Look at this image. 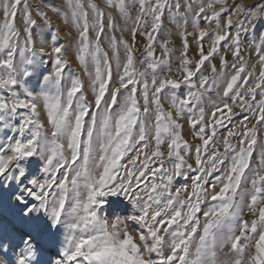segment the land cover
Segmentation results:
<instances>
[{"label": "snow or ice", "instance_id": "snow-or-ice-1", "mask_svg": "<svg viewBox=\"0 0 264 264\" xmlns=\"http://www.w3.org/2000/svg\"><path fill=\"white\" fill-rule=\"evenodd\" d=\"M106 2L108 7L118 9L125 19H131L126 0ZM220 3L223 0H208L195 13L196 16L203 14V19L210 23L215 22L217 31L210 34L199 30L198 41L201 43H198V59L194 64L187 58L189 34L186 30L181 33L183 77L180 81L157 79V69L167 61L154 58V44L162 29L164 10L171 7L179 10L180 5H170L169 0H138L139 14L133 21L131 36L133 42L137 32L147 38V55L141 63L151 70L149 82L146 71H137L133 48L124 40L119 41L126 53V60L121 63L115 36L110 41L117 74L114 80L112 60L102 51L100 43L105 32V13L95 3L89 2L85 6L81 0H68L71 22L78 29L75 58L91 79L93 100L89 102L79 77L70 78L66 91L61 88L69 66L63 44L51 49L49 55L54 56V68L51 75H43L41 91L34 93L28 89L25 80L38 71L45 52L43 48L37 51L34 44L33 29L38 27L30 10L34 6H30L28 0H0V11L3 12V22L0 23V92L8 94L0 95V126L16 134L9 138L7 151L0 150V264H222L216 258L215 247L220 230L225 226L231 227L224 243L228 244L235 258L223 264H245V242L249 240L254 241L255 254L248 257L247 264H264V175L257 173L256 178L251 179L250 193L242 187L258 143L256 126L264 127V49H256L262 69L256 83L248 86L252 73L246 72L243 63L234 62L231 65L234 74L223 92V97L231 100L233 105L251 113V117L245 115L241 122L240 146H231L228 137H236L237 133L229 130L223 141L224 152L213 148L209 154L210 145L215 144L217 126L224 127L225 117L231 121L233 116L229 103L213 102L209 117L206 118L202 107L198 116L189 117L191 130L202 142L192 146L195 166L186 163L182 154L188 153L190 148L182 138L179 121L186 110L202 99L200 89L208 90L207 77L201 75L198 86L194 77L201 72L205 62L218 53L217 46L226 40L231 42L229 50L236 60H242L240 32L247 30L245 22L251 25L264 16V0L253 9L234 5V11L246 15L244 20L238 21L235 36H231L220 30L221 13L228 11L214 7ZM206 8L212 11L206 12ZM88 10L92 14L91 21ZM188 10L192 11L191 4ZM35 11L50 27L47 15L38 7ZM18 15L21 16L23 45L20 44L21 32L16 26ZM148 17H151L150 24ZM68 22L66 15L65 23ZM232 25L229 16L227 27ZM193 26L198 28L195 20ZM108 27L114 29L111 17ZM149 27L150 31L147 30ZM90 31L95 32L94 39H90ZM205 37L212 41L206 53L202 43ZM161 47L164 56H168L166 44ZM89 64L94 67V72L89 71ZM190 64L193 67L189 68ZM220 64L222 69L228 67L223 57ZM212 72L217 73L215 65H212ZM242 74L245 75L242 77ZM181 83L188 88L183 97L175 91L181 88ZM168 93H171L170 98ZM165 99L169 100L174 113L164 111L162 101ZM74 100L79 101L75 106ZM38 101L43 102L47 113L50 138L39 120ZM18 109H26L29 114L20 122L11 123L21 115ZM150 113L154 115L152 127L147 123ZM86 117H89L87 128ZM250 118L255 120L252 127L245 123ZM150 139L155 141L151 152L147 151ZM165 144L166 154L161 150ZM66 149L70 153L67 157ZM133 150L135 156L126 164L122 163ZM33 157L42 160L39 169L42 176L30 175L27 164ZM229 159L226 170L210 182L208 177L220 171L217 166L224 165ZM154 161L156 167L151 166ZM260 161L264 165V151ZM185 168L196 173L191 191L187 186L173 190L174 178L183 176ZM61 169L72 172L70 183L78 193L70 211L65 208L69 175L66 171L58 180ZM81 178L83 195L79 194ZM120 194H124L137 210V214L129 219L144 230L138 236L139 242L126 227H121L123 221L119 218L109 224L98 214V208L104 204L103 198ZM202 204L206 205L203 225L197 216ZM245 208L255 218L237 225ZM69 214L74 216L71 236L65 239L56 258L49 256L45 260V245L52 244V237L62 224V216ZM168 229H173L170 254L161 255L158 260L151 259L152 253L159 255L164 243L161 231L167 232ZM198 232L202 234L198 236L193 253L190 246Z\"/></svg>", "mask_w": 264, "mask_h": 264}, {"label": "rangeland", "instance_id": "rangeland-1", "mask_svg": "<svg viewBox=\"0 0 264 264\" xmlns=\"http://www.w3.org/2000/svg\"><path fill=\"white\" fill-rule=\"evenodd\" d=\"M30 6V10L32 11L33 18L38 21V27L33 29V38L34 44L37 51L40 48L45 50L44 55L42 57L43 61L37 72L33 73L31 77H28L25 80V84L29 90L34 93H39L41 89L44 87L43 83V75H51L53 72L54 64V56L49 55L51 53V49L54 46H59L63 44L66 49L65 59L68 61L69 66L66 68L64 73V79L61 82V88L66 91L70 78L79 77L81 79L82 84L84 85V92L87 101L91 102L93 100V94L91 89V79L89 76L83 71L82 67L79 65V61L75 58L77 54V40H78V29L71 22L70 18V10L68 8V0H28ZM95 3L97 7L105 13L104 16V24H105V32L101 37V48L103 52H106L109 58L112 60L113 66V77L116 79V71H115V59L113 58V50L111 47V37L115 36L117 39V48L119 50V58L121 63H124L126 60V53L122 44L119 43L120 40L126 41L133 48L134 60L136 61L135 67L137 71H146L148 73L149 82L151 81V70L147 69V65L145 63H141L146 59V45L147 38L137 32V36L135 41L133 42L131 36V29L134 27V19L139 14L138 0H126L128 4V13L131 19H125L121 16L120 12L116 8L108 7L106 0H81V3L85 4V6L89 3ZM208 0H169L170 5L179 4L180 8L177 10L175 7L165 8L164 14L162 16V29L160 34L157 36L156 42L154 44V53L155 59L158 60H166L167 64H162L157 69V79H175L182 81L183 77V66L181 64L182 52H183V43H182V35L181 33L186 30L189 34L187 36L189 48L187 51V58L194 62L198 59V34L199 30H206L210 34L217 31V26L215 22H208L203 19V14L200 16H196L195 13L198 12L199 7L202 4H206ZM262 0H223V3L215 4L214 7L216 9L226 8L228 11L222 12L220 21H221V31L223 33H227L231 36H235L236 30L239 27L238 21L244 20V16L246 13L236 12L233 9L234 5H239L242 9H253L254 6L259 5ZM191 4L192 11L188 10V5ZM46 5H52L53 7L49 8ZM40 8L43 11L49 21L50 27L44 23L43 19L39 17L35 11V8ZM87 10V9H86ZM89 11V20L92 19L91 11ZM206 12H211L210 9H205ZM69 17V22L65 23V16ZM231 17L233 21V25L231 28L227 27V19ZM109 17H111L112 22L114 23V29H110L108 27ZM149 24L151 23V17L147 18ZM196 21L198 24V28L193 26V21ZM3 22V12L0 11V23ZM16 26L18 31L21 32L20 35V44L23 45L24 34L21 29V16L18 15L16 19ZM246 31L242 30L240 32V43H241V57L242 60H236L233 56L231 50H229L230 41H224L218 47V53L210 58L209 61L205 62V65L201 68V72L194 77V80L199 85V77L202 75L208 78V84L206 85L207 91L200 89L203 92V97L199 101L198 104H195L190 107V109L186 110L185 115L179 121L182 125L181 127V135L182 138L187 141L189 144L190 151L188 153H182L185 155V161L188 164L194 165L195 159V151L192 146L202 144L201 141L195 136V133L191 130V126L189 123V117H196L199 115V108L204 109V113L206 118L211 115L213 102L219 104L223 102L229 103L230 107L233 108V116L231 121L225 117V126L220 127L217 126V136L214 138L215 144L214 146L210 145L209 154L213 150V148L218 149L220 153L224 152L223 141L225 137H227V132L229 130L235 131L237 133L236 137H228L231 142V146L233 148H238L240 133L243 131L241 127V122L243 121V117L245 115H249L251 117V113L246 110H242L240 107L233 105L231 100H228L223 97V92L226 90L227 83L230 81V77L234 74V69L231 65L235 62L237 64L243 63L246 68V72L252 73V79L249 81L248 86H252L256 83V78L258 77L259 72L262 70L260 62L257 57L256 49L262 48L264 49V16L259 17L257 20L253 21L251 25H248L245 22ZM143 30V29H142ZM150 31V27L147 29ZM95 38V32L90 31V39ZM205 53L209 50L210 44L212 43L208 37H205V40L202 42ZM162 44H166L169 55L164 56ZM221 57L227 60L228 67L221 68ZM17 61H19V55H17ZM193 64L188 65L189 68L193 67ZM212 65H215L217 68V73L212 72ZM89 71L94 72V67L89 64ZM220 73H223L221 75ZM245 74H242V77ZM114 86V85H113ZM18 91L21 89L17 88ZM243 91V89H240ZM178 96L183 97L188 88L186 85L181 83V88L175 90ZM167 92V90H166ZM259 93V89L257 90ZM0 95L8 96L7 93L0 92ZM79 95V94H78ZM171 93H168L170 98ZM231 95V94H230ZM260 99V96L257 95V100ZM142 102V98H140ZM79 101L74 100V106ZM40 107H38L39 112V120L45 126V131L49 135L50 138V126L47 124V113L43 108V102L38 101ZM162 107L164 111H173L171 108L169 100L165 99L162 101ZM95 108L92 109V112L95 113ZM18 112L21 114L16 118L15 121H11V123L20 122L23 116L28 115V111L26 109H18ZM154 113V106H153ZM219 115V114H218ZM85 128H87L89 117L85 118ZM149 127H152L154 123V115L150 113V119L147 122ZM249 127L255 125V120L251 119L249 121H245ZM257 128V140L258 143L256 145V149L253 152L252 160L250 163V169L246 172L245 177L242 181V187L246 189L248 193L251 192V179L256 178L257 173L260 175H264V165L261 164L260 157L261 152L264 151V127L259 125ZM16 134L13 132H9L5 130L2 126H0V148L2 151H7V145L10 142L11 137ZM19 138V137H16ZM150 144V148L147 150L151 152L152 146H154L155 141L150 139L148 141ZM139 148V146H137ZM161 150L167 152L166 144L161 146ZM70 153L65 150V156H69ZM135 156V150L130 151L128 155L124 158L122 163L126 164L129 158ZM143 158V157H141ZM42 160L39 157H33L31 162L27 164L29 168L30 175L35 173L38 177L43 174L39 171ZM79 164V162H78ZM77 164V166H78ZM230 164V159L225 161L224 165H218L217 167L220 169L219 172H213L212 176L208 177L210 182H213V178L216 175H220L224 172L227 166ZM74 166V167H77ZM152 167H156V162H152ZM166 166L170 167V164H166ZM68 172L69 175V185H68V199L65 204L66 211H70L71 207L76 202V197L78 195L77 191L72 187L70 181L72 178V172L67 169H61L60 174L57 176V179H62L63 174ZM184 175L174 178L173 180V190L177 187L187 186L189 192L191 191V184L193 182V177L196 175L195 172L189 171L188 169H183ZM121 175L124 174V170L121 169ZM80 195H83V178H81V183L79 185ZM218 191V189H216ZM209 191H212L209 188ZM182 196L184 193L181 194ZM38 204V202H36ZM103 205L98 208V214L101 218L106 219L109 224L114 222L117 218L123 221L121 227H126L128 231L137 239L139 234L144 231L138 223L133 222L129 219V217L136 215L137 210L131 204L130 200L124 195L120 194L115 197H105L103 198ZM247 203V200L245 201ZM206 209V205H201V212L197 213V216L200 218V224L203 225V211ZM255 217L251 215V213L245 208L244 211L240 214L239 220L237 221V225L242 224L244 221H251ZM74 222V216L64 215L62 216V224L58 231L55 232L52 237V244L45 245V256L44 259L47 260L49 256L52 258H56L58 251L61 249L63 242L67 237L71 236V225ZM176 226H173V229ZM231 226H225L220 230V234L218 236L217 245L215 247V255L218 261L225 262L231 261L235 258V255L230 252V248L228 244L224 243L227 239ZM173 229H168L167 232L161 231V235L164 237V243L161 246V250L159 255L157 253L151 254V259L158 260L161 255H168L171 251V242L172 236L171 232ZM238 227L236 232L238 233ZM202 234L198 232L197 236L193 238L190 251L194 253L195 246L198 244V236ZM247 247L245 248L244 260L245 264H247L248 257L250 255L255 254L254 241L249 240L245 242Z\"/></svg>", "mask_w": 264, "mask_h": 264}]
</instances>
